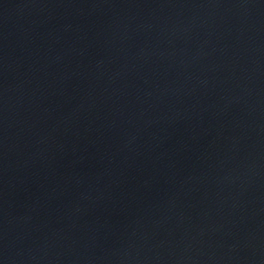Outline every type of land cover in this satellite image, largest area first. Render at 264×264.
<instances>
[{"label": "water", "instance_id": "95a60500", "mask_svg": "<svg viewBox=\"0 0 264 264\" xmlns=\"http://www.w3.org/2000/svg\"><path fill=\"white\" fill-rule=\"evenodd\" d=\"M0 264H264V0H0Z\"/></svg>", "mask_w": 264, "mask_h": 264}]
</instances>
